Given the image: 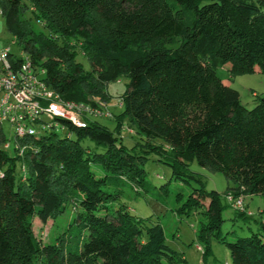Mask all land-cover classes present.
<instances>
[{
    "label": "trees",
    "instance_id": "obj_1",
    "mask_svg": "<svg viewBox=\"0 0 264 264\" xmlns=\"http://www.w3.org/2000/svg\"><path fill=\"white\" fill-rule=\"evenodd\" d=\"M0 8L19 49L63 99L95 106L110 81L128 79L113 130L90 118L82 128L66 124L70 136L22 138L21 154L0 151V264H191L166 243L161 223L147 225L119 202L129 184L146 189L150 152L175 180L200 182L189 170L195 161L230 182L223 195L193 187L175 208L204 216L203 255L221 239L227 194L264 199V96L247 108L216 73L264 74V0H0ZM124 119L141 142H123ZM68 204L65 233L37 239L33 218L44 224ZM224 244L226 263L264 264V222Z\"/></svg>",
    "mask_w": 264,
    "mask_h": 264
},
{
    "label": "rangeland",
    "instance_id": "obj_2",
    "mask_svg": "<svg viewBox=\"0 0 264 264\" xmlns=\"http://www.w3.org/2000/svg\"><path fill=\"white\" fill-rule=\"evenodd\" d=\"M26 2V0H24ZM38 28L41 26L38 24ZM13 37L6 29L4 20L0 15V49L10 46L11 50L19 55L20 50L17 43H13ZM176 42L174 43V45ZM77 60L83 63L85 69H89L88 60L78 55ZM219 78L225 84L236 89L239 92L241 103L247 108H252L259 98L264 96V74L256 69L253 73L243 75H230L226 67L218 68L216 71ZM128 79L119 77L117 80L110 81L105 86L108 98L100 97L97 103L106 108L112 116H99L95 120L106 126L109 130H113L115 126L114 115H118L122 111L121 96L126 89ZM124 127L121 131V138L127 145L133 144L134 141H142L134 130L128 125V120L124 119ZM5 128L8 124L5 123ZM133 128V127H132ZM83 146H91L92 142L86 138L82 141ZM10 155L14 153L13 145L7 151ZM147 161L144 164L146 189H132V185H127L123 189L120 201L129 207L130 212L140 218L148 219L147 225L150 223H161L166 243L174 248L180 257H183L191 264H225L230 262L229 252L224 241L234 240L237 236H248L251 232L258 230V224L264 222V199L260 195L242 194L226 196H241L245 207L252 212L249 220L234 217L232 208H226L223 211V221L221 223V239L212 237L209 244V251L203 255L202 249H198L197 232L200 222L204 220V216L198 212H191L189 215L179 214L175 208L179 206L187 198L193 187L202 184L207 190H216L223 195L230 182L226 180L220 172L203 168L197 165L195 161L189 164V170L192 171L197 179L189 180L190 182H182L172 178L171 166L160 160L155 152L147 153ZM137 185V184H136ZM224 201V200H223ZM74 213L71 205L68 204L61 214L55 218H50L46 223H41L37 217L33 218L32 228L37 239L43 243L53 242L57 237L64 234L69 228V221ZM75 231V230H74ZM176 234V235H175ZM176 264H182L178 261Z\"/></svg>",
    "mask_w": 264,
    "mask_h": 264
},
{
    "label": "built area",
    "instance_id": "obj_3",
    "mask_svg": "<svg viewBox=\"0 0 264 264\" xmlns=\"http://www.w3.org/2000/svg\"><path fill=\"white\" fill-rule=\"evenodd\" d=\"M19 50L17 55L10 46L0 49V151L7 152L12 144L14 152L21 154L22 138L53 130L70 136L72 132L64 131L66 124L82 128L87 119L112 116L98 103L92 106L63 99L44 80L45 70ZM226 200L233 209L252 215L241 196H226Z\"/></svg>",
    "mask_w": 264,
    "mask_h": 264
}]
</instances>
